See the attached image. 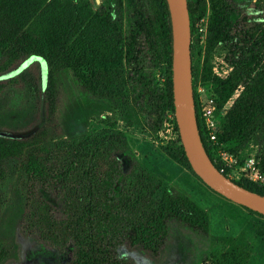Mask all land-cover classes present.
I'll list each match as a JSON object with an SVG mask.
<instances>
[{
    "label": "trees",
    "instance_id": "obj_1",
    "mask_svg": "<svg viewBox=\"0 0 264 264\" xmlns=\"http://www.w3.org/2000/svg\"><path fill=\"white\" fill-rule=\"evenodd\" d=\"M210 1L208 48L229 47L233 67L225 78H215L219 106L229 101L238 86L243 87L223 118L221 137L228 135L241 143L264 138V27L257 34L246 31V40L238 41L233 6L228 0ZM152 3L158 29L151 22L150 0H102L98 9L91 0H0V56L39 55L56 69H71L98 97H122L128 85L131 98L140 102L146 126L157 131L166 110L174 114L173 37L167 0ZM188 8L194 79L200 0H188ZM152 45L161 49L167 65L165 91L154 83L145 64L144 52L147 48L152 53ZM151 59L156 61L153 53ZM194 99L202 141L213 159L196 90ZM125 140V134L115 128L93 131L70 144L33 147L26 161L29 180L36 178L62 197L53 204L39 195L34 205L33 191L25 199V208L33 219L38 209L39 226L49 228L46 239L72 240L71 264H134L117 249L128 244L156 254L168 238L171 220L208 233L207 211L190 198L169 189L157 199L160 178L138 163L124 173L116 151ZM5 151L0 139V158ZM166 152L191 168L179 133ZM235 182L264 195V187L258 184Z\"/></svg>",
    "mask_w": 264,
    "mask_h": 264
},
{
    "label": "rangeland",
    "instance_id": "obj_2",
    "mask_svg": "<svg viewBox=\"0 0 264 264\" xmlns=\"http://www.w3.org/2000/svg\"><path fill=\"white\" fill-rule=\"evenodd\" d=\"M91 1L94 8L101 7L102 0ZM228 1L236 13L238 41L246 40V31L257 34L264 27V0ZM150 5L151 22L158 29L152 0ZM211 7L210 0H200L202 16L195 35L193 87L201 119L204 108H213L221 124L219 143L232 153L255 155L264 168V138L241 143L228 135L221 137L223 118L243 87L238 86L229 101L219 106L215 78H225L233 67L229 47L218 44L208 48ZM151 48L156 61L152 62V53L146 48L145 64L154 83L165 91L167 65L161 49ZM90 88L71 69H56L39 55L0 56V139L8 149L0 158V264H71L72 240L46 239L44 232L49 228L39 226L38 209L33 219L25 208V199L33 191L34 205L40 196L53 204L62 197L36 178L34 182L29 180L26 161L33 147L70 144L90 132L108 128L125 134L124 145L116 151L124 173L140 164L162 182L157 199L169 189L187 196L207 211L214 233L202 234L171 220L168 238L156 254L123 244L117 249L120 255L134 264H264V215L214 191L192 168L166 152L178 137L171 110H166L161 128L151 131L128 85L122 97L113 99L95 96ZM237 207L245 211L234 210Z\"/></svg>",
    "mask_w": 264,
    "mask_h": 264
},
{
    "label": "water",
    "instance_id": "obj_3",
    "mask_svg": "<svg viewBox=\"0 0 264 264\" xmlns=\"http://www.w3.org/2000/svg\"><path fill=\"white\" fill-rule=\"evenodd\" d=\"M172 26L174 116L192 170L214 191L264 215V195L228 178L213 163L199 130L193 87L192 34L188 0H167Z\"/></svg>",
    "mask_w": 264,
    "mask_h": 264
},
{
    "label": "built area",
    "instance_id": "obj_4",
    "mask_svg": "<svg viewBox=\"0 0 264 264\" xmlns=\"http://www.w3.org/2000/svg\"><path fill=\"white\" fill-rule=\"evenodd\" d=\"M213 111L211 107L204 108L202 120L208 139L212 142V161L215 166L221 173L234 181L246 180L264 187V168L255 155L232 153L219 143L218 133L221 130V124Z\"/></svg>",
    "mask_w": 264,
    "mask_h": 264
},
{
    "label": "crops",
    "instance_id": "obj_5",
    "mask_svg": "<svg viewBox=\"0 0 264 264\" xmlns=\"http://www.w3.org/2000/svg\"><path fill=\"white\" fill-rule=\"evenodd\" d=\"M235 203V202H234ZM241 206V205H240ZM242 207V206H241ZM234 210H236V211H241V212H244L245 210H244V208H240V207H237V208H234ZM208 232H210V234H214L213 233V231H212V227H211V224H210V222H209V228H208Z\"/></svg>",
    "mask_w": 264,
    "mask_h": 264
}]
</instances>
